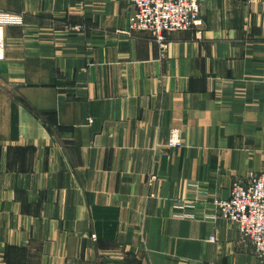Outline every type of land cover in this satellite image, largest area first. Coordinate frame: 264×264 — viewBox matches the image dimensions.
<instances>
[{
  "label": "crops",
  "instance_id": "crops-1",
  "mask_svg": "<svg viewBox=\"0 0 264 264\" xmlns=\"http://www.w3.org/2000/svg\"><path fill=\"white\" fill-rule=\"evenodd\" d=\"M0 12L23 21L0 26V264H264L222 218L174 217L192 182L226 200L264 174V0H204L164 47L129 0Z\"/></svg>",
  "mask_w": 264,
  "mask_h": 264
},
{
  "label": "built area",
  "instance_id": "built-area-1",
  "mask_svg": "<svg viewBox=\"0 0 264 264\" xmlns=\"http://www.w3.org/2000/svg\"><path fill=\"white\" fill-rule=\"evenodd\" d=\"M203 1L129 0L134 10L130 30L148 33L160 47H164L169 34L199 27ZM21 23L19 16L0 12V26ZM182 146L180 132L172 131L166 147ZM210 206L214 211L209 210ZM175 209L176 219L208 222L222 218L236 226L241 243L252 246L255 255L264 261V174H251L235 180L226 200L211 201L207 190L192 182L186 198L177 200ZM211 241L214 242L215 238L212 237Z\"/></svg>",
  "mask_w": 264,
  "mask_h": 264
},
{
  "label": "rangeland",
  "instance_id": "rangeland-1",
  "mask_svg": "<svg viewBox=\"0 0 264 264\" xmlns=\"http://www.w3.org/2000/svg\"><path fill=\"white\" fill-rule=\"evenodd\" d=\"M131 4V3H130ZM132 7V6H131ZM4 13V12H3ZM133 13H134V10H133V7H132V13H131V16H130V18H129V27H128V32H131V33H135L136 31H131L130 30V22H131V19H132V15H133ZM13 15H15V14H13ZM17 16V15H16ZM22 23H23V21H22ZM21 23V24H22ZM21 24H18V25H21ZM18 25H3V26H18ZM194 30H198V28H196V29H192V30H189V31H194ZM185 32H187V31H185ZM197 32H200V31H197ZM139 33H141V32H139ZM256 175H263V174H256Z\"/></svg>",
  "mask_w": 264,
  "mask_h": 264
}]
</instances>
